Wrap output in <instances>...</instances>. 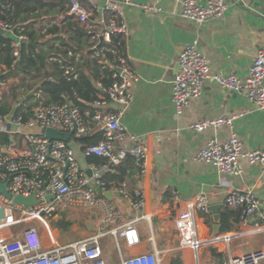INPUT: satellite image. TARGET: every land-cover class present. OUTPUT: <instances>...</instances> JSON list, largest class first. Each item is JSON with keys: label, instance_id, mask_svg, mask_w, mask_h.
<instances>
[{"label": "built area", "instance_id": "built-area-1", "mask_svg": "<svg viewBox=\"0 0 264 264\" xmlns=\"http://www.w3.org/2000/svg\"><path fill=\"white\" fill-rule=\"evenodd\" d=\"M91 8L82 0H70L67 15L71 16L88 33L93 30L89 21L94 12L113 13L107 22L103 39L92 47L93 56L111 68V83L106 85L102 79L94 81L98 90L97 97L82 109L71 99L61 103L40 104L27 120L22 116L2 115L0 113V132L12 135L9 143L0 145V180L7 182V188L14 196L29 197L36 195L38 203L31 206L15 204L0 192V264H114L105 258V239L111 236L115 240L118 264H173L164 251L153 250L135 253L141 245L143 236L137 227L140 219L150 220L148 213L135 216L126 222L118 223L119 210L103 195L110 191L104 180L106 171L119 166L129 156L143 174L148 172V149L139 141V136L128 132L122 121L125 109L134 98L133 87L140 76L125 54L111 50L101 43H109L112 36L126 33L128 26L123 6H140L147 14L161 12L158 0L140 3L137 0H88ZM246 0H236L244 3ZM181 16L198 23L208 22L223 15L229 8L228 0H181ZM0 27L4 31L15 32L16 26L8 24L0 15ZM11 42L15 58L21 55V49L28 36L19 27ZM114 55L110 60L107 52ZM73 54L72 51L69 52ZM172 89V103L181 114L190 102L201 96L206 81L218 83L226 90H232L246 96L258 108L264 110V49L258 52L249 75L242 79L234 73L223 74L212 68L209 58L198 48L197 43H189L180 52ZM65 74L71 79L78 76L73 67H67ZM117 105L121 109H114ZM240 114L200 120L192 128L202 132L208 128L233 126ZM53 127L72 133L71 139H50L45 130ZM98 131L101 139L85 147L74 141ZM73 140L80 148L85 159L94 157L105 161L97 163L87 161L82 166L76 156ZM196 159L216 167L221 173L237 175L241 172L240 161L264 166V149L247 150L239 136L233 132L221 141L214 137L196 156ZM91 170L92 174L88 173ZM102 188V192L97 190ZM132 204L134 209L144 211L146 197L141 187L130 191L125 185L118 189ZM49 195L53 198L48 199ZM230 206H241L240 222L249 224L252 215L259 207L255 192L231 186L226 196ZM100 208L103 216L89 234L68 242L61 241V227L54 230L51 219L58 222L64 218L61 212L74 210H95ZM209 214L210 204L206 196L196 200L179 211L175 225L180 247L190 250L193 264H201L199 252L207 244H216L221 240L229 242L230 236L223 234L202 235L198 229L196 214ZM112 225V226H111ZM264 230V225H257ZM229 264H264V248H256L241 254H230Z\"/></svg>", "mask_w": 264, "mask_h": 264}, {"label": "crops", "instance_id": "crops-1", "mask_svg": "<svg viewBox=\"0 0 264 264\" xmlns=\"http://www.w3.org/2000/svg\"><path fill=\"white\" fill-rule=\"evenodd\" d=\"M137 1L146 3L151 0ZM228 1L229 8L223 15L204 23L182 17L181 0H158L162 11L153 15L147 14L140 6H123L122 19L128 26L127 32L123 33L124 54L140 76V81L133 87L134 98L125 109L122 121L128 132L138 135L140 143L147 147L148 172L143 174L134 158L129 156L124 163L129 166L126 180L120 184L112 180L110 191L113 196L111 200L106 198L121 213L118 223L143 213L150 214V220L142 218L137 223L143 242L134 252L158 248L166 253L173 264H193L190 250L180 247L175 225L177 213L189 202L204 195L210 206L221 204L219 212L222 214L231 186L251 188L259 199V207L249 224L240 222L237 230L221 232L231 237L229 242L223 239L202 247L199 252L201 264H229L230 254L264 248V230L257 228V225H264V166L241 160V172L228 175L196 159L210 139L217 137L224 141L233 132L242 140L245 149H264V110L258 109L243 94L226 90L211 80L206 81L201 96L192 100L181 114L177 113L172 103L179 54L187 44L196 42L215 71L234 73L242 79L248 77L258 52L264 49V0H246L244 3ZM82 3L91 8L88 0H82ZM106 13L94 12L89 21L93 30L91 38L84 39L83 47L76 53L77 61L81 63L80 69L87 74L89 62L95 59L91 53L92 47L100 41L98 35L106 27ZM66 16L68 19L60 15L53 22L62 29L63 37L69 39L74 35L69 24H79L71 16ZM14 34L13 31H4L3 36L14 37ZM46 35V38L51 36ZM18 82L19 78L8 80L1 84L0 92ZM113 108L122 107L114 105ZM235 114L240 115L233 126L208 128L202 132L192 128V124L200 120ZM73 146L81 165L86 166L88 160L80 148L75 144ZM123 185L130 191L136 187L143 189L146 197L144 211L134 209L131 202L118 191ZM207 215L212 217L214 223L213 212ZM86 216L83 223L88 226L89 234L103 212L100 208L87 210ZM196 221L202 235L213 233L203 213L197 212ZM109 238L112 237L107 236L106 243ZM213 250L223 255L214 256ZM108 261L118 264L117 252Z\"/></svg>", "mask_w": 264, "mask_h": 264}, {"label": "trees", "instance_id": "trees-1", "mask_svg": "<svg viewBox=\"0 0 264 264\" xmlns=\"http://www.w3.org/2000/svg\"><path fill=\"white\" fill-rule=\"evenodd\" d=\"M70 0H0V15L8 24L16 26L15 32L21 27L28 36L21 49L19 58H15L11 42L13 37L0 35V86L12 78H19L18 83L12 84L9 89L0 92V113L2 115L22 116L24 120L34 114V109L40 104H52L71 99L82 109L97 97L95 80L102 79L106 85L111 83V68L99 59L89 62V73L82 71L81 63L77 61L76 53L83 47L84 39L91 38L92 33L76 23L69 24L74 35L66 39L62 35V29L55 21L60 15L65 19ZM107 11L106 18L111 16ZM49 26V27H48ZM42 33L44 28H47ZM50 34V38H46ZM123 33L112 36L111 42L99 44L107 46L124 54ZM73 54L70 55L69 52ZM93 53V50H91ZM110 60L114 55L107 52ZM67 67H73L78 74L76 78H69L65 74ZM101 139L99 132H94L74 141L82 147L90 143H96ZM12 135L0 132V145L9 143ZM88 161L102 163V158H89ZM124 160L119 166L109 170L104 175L107 188L113 187L112 180L117 184L127 178L129 166ZM115 169V172H113ZM242 214L241 206L226 205L222 211L220 224L221 232L226 233L239 228ZM206 223L212 226L213 219L210 215L203 214ZM69 224V222H68ZM70 226V225H69ZM214 256L223 255L213 250Z\"/></svg>", "mask_w": 264, "mask_h": 264}, {"label": "water", "instance_id": "water-1", "mask_svg": "<svg viewBox=\"0 0 264 264\" xmlns=\"http://www.w3.org/2000/svg\"><path fill=\"white\" fill-rule=\"evenodd\" d=\"M0 35H4V29L1 27H0ZM100 39L102 40L103 38L100 37ZM45 136L50 139L63 140V141L68 142L72 137V133L63 132L53 127H50L45 130ZM88 173L91 175L92 174L91 170H88ZM7 185H8L7 182H2L0 180V192L4 194L8 199H12L15 204L31 206V205H35L38 203V199L36 198L35 194L29 197H26L23 195H17L13 197L11 192L8 190ZM97 190L99 192H102L101 187H98ZM102 193L108 199L110 200L112 199V196H113L112 191H103ZM47 198L51 199L53 198V195H49ZM220 208H221V204H215V205L210 206V209L214 214V223L212 224V229H213V234L216 236L221 234V224H220L221 214L219 212ZM61 214L63 217H65L67 215L66 210H63ZM59 226L64 230L67 229V224L64 221V218H62L59 221ZM209 248H211V246H209Z\"/></svg>", "mask_w": 264, "mask_h": 264}, {"label": "rangeland", "instance_id": "rangeland-1", "mask_svg": "<svg viewBox=\"0 0 264 264\" xmlns=\"http://www.w3.org/2000/svg\"><path fill=\"white\" fill-rule=\"evenodd\" d=\"M73 144V140L70 142ZM87 210H74L70 209L68 215L65 217V219L69 222L70 228L69 231L62 230L61 231V241H74L85 234H87L88 231V226H86L85 223H83L84 218L86 216ZM87 217V216H86ZM51 225L53 226L54 230L59 229V224L58 222L54 221L51 219ZM115 249H116V244L115 240L113 238H109L108 242H105V251L106 255L105 258L108 260L109 257L114 258L115 255Z\"/></svg>", "mask_w": 264, "mask_h": 264}]
</instances>
